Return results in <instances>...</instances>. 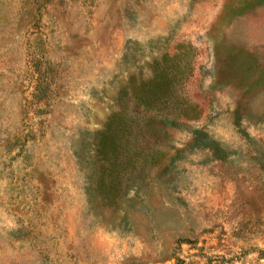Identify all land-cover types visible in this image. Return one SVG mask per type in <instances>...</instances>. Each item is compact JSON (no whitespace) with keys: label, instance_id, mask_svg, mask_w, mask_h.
Wrapping results in <instances>:
<instances>
[{"label":"rangeland","instance_id":"374dc122","mask_svg":"<svg viewBox=\"0 0 264 264\" xmlns=\"http://www.w3.org/2000/svg\"><path fill=\"white\" fill-rule=\"evenodd\" d=\"M176 54L196 119L120 101ZM123 111L106 205L75 152ZM0 264H264V0H0Z\"/></svg>","mask_w":264,"mask_h":264},{"label":"trees","instance_id":"16d2710c","mask_svg":"<svg viewBox=\"0 0 264 264\" xmlns=\"http://www.w3.org/2000/svg\"><path fill=\"white\" fill-rule=\"evenodd\" d=\"M189 67L178 54L173 57L164 55L153 62L152 77L139 83H130L122 91L120 101L131 96L146 110L177 118L196 119L197 107L187 103L178 94V87L191 73ZM134 124L135 120L124 111L113 114L105 129L97 134L95 156L75 152L85 175L96 178L97 192L106 205L117 203L120 192L124 190L126 176L139 166L131 141Z\"/></svg>","mask_w":264,"mask_h":264}]
</instances>
